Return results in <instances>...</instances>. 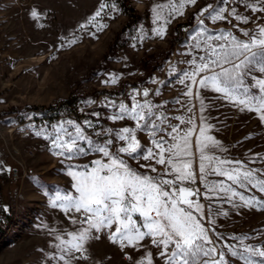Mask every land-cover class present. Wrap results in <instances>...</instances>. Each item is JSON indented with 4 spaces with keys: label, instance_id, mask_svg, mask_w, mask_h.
Instances as JSON below:
<instances>
[{
    "label": "rangeland",
    "instance_id": "1",
    "mask_svg": "<svg viewBox=\"0 0 264 264\" xmlns=\"http://www.w3.org/2000/svg\"><path fill=\"white\" fill-rule=\"evenodd\" d=\"M105 3L114 4L117 10L105 9L100 17L93 19L100 5ZM126 4L139 15L138 21L127 15L120 0H0V130L10 150L17 149L24 158L29 149L35 152L32 159L25 160L33 174L21 183L15 197L11 195L18 185L8 181L12 166L7 164L5 172L0 171L2 183L6 182L2 195L6 204L0 207L3 226L0 264H63L58 258L52 259L60 254L56 245L61 240H71L70 233L86 227L79 223L82 213L64 212L59 205L53 206L52 200L57 191L76 195L74 181L67 175L69 163L84 165L98 156L67 161L54 155L48 137L55 134L59 125L74 131L67 122H75L95 138V132L104 129L134 127L135 121H113L109 117L118 112L121 103L131 108L137 101L148 100L153 105L163 106L160 110L169 117L183 115L187 118L195 114L197 130L192 136V150L198 156L195 143L200 125L198 85L193 86V97L189 98L184 96L187 89L179 79L183 78V71L190 69L188 62L203 55L202 51L193 50L191 37L199 27V20L207 15L201 16V9L208 4L215 5L216 0H197L195 5L185 0L183 9L176 0H127ZM32 9L38 10V18L30 16ZM173 9L176 15L164 25L165 35L156 36L153 30L158 26L157 17L163 23ZM238 11L252 16V22L243 27L254 28L264 23V13L252 15L243 6ZM256 16L261 19L257 20ZM229 20L232 22L213 23L205 19L204 26L213 33L230 30L246 39L233 27L238 22L231 17ZM73 40L76 42L71 43ZM256 75L264 78L262 74ZM144 91L149 92L148 97L143 96ZM200 92L208 110L205 114L210 117L208 123L213 126L208 134L218 140L223 149H215L210 154L243 161L257 172L264 169V121L255 112L241 111L219 99L217 93L204 89ZM67 98L75 103L73 110L64 111L62 116L36 109L55 106ZM176 100L180 103H174ZM184 104L194 105L193 112H187L182 107ZM89 120L94 127L88 126ZM172 123L179 122L172 120ZM36 131H40L41 136H37ZM104 138H107L106 133ZM137 138L142 144L149 143L144 133L137 132ZM254 159L255 163H251ZM130 163L136 167L135 161ZM194 167L198 172V166ZM208 179H223L225 184L229 183L218 176ZM194 187L201 191V197L194 199L204 205V225L230 264L243 262L228 257L224 245L231 244L236 249L246 246L264 249V193L249 186L237 188L246 199L254 198L257 206L245 207L238 199L233 206L227 200H209L199 177ZM209 207L211 217L207 215ZM209 219L213 223L210 224ZM114 231L115 225L110 231L96 234L99 238L86 244L87 251L83 253L86 262L74 259L71 264H96L105 259H111L113 264H134L129 256L139 259L147 251L153 253L154 264H164L150 245L147 249L133 250L112 243L109 237ZM142 243L148 244V241Z\"/></svg>",
    "mask_w": 264,
    "mask_h": 264
},
{
    "label": "snow or ice",
    "instance_id": "2",
    "mask_svg": "<svg viewBox=\"0 0 264 264\" xmlns=\"http://www.w3.org/2000/svg\"><path fill=\"white\" fill-rule=\"evenodd\" d=\"M187 2L195 5L197 0ZM176 3L180 9L185 7V0H176ZM240 6L252 15L264 13V0H216L215 5L208 4L201 9L200 15H207L199 20V27L191 39L193 50L202 51L203 55L191 59L188 62L190 69L183 71V78L179 79L187 89L184 96L189 98L193 97V86L198 85L196 98L199 100L200 125L195 141L198 156L192 150V136L197 130L195 114L187 118L183 115L169 117L160 110L163 106L153 105L148 100L137 101L131 108L121 103L118 112L109 117L113 121H135L134 127L104 129L95 132L93 138V134L86 133L79 124L68 121L74 131H68L61 124L55 134L48 137L53 154L67 161L93 154L98 156L88 164L67 165V175L74 181L76 195L57 191L52 204L59 205L64 212L82 213L83 219L79 223L86 227L70 233L71 240H61L56 245L60 254L52 259L58 258L63 264L79 260L81 257L76 253L86 252L87 242L98 239L96 234L110 231L115 225V231L109 237L112 243L133 250L137 247L147 249L150 245L163 258L164 264H230L204 225V205L194 199L201 197V191L194 185L199 177L209 200H227L233 206L237 199L245 207L257 206L254 198L246 199L237 188L249 186L264 193V169L257 172L243 161L210 154L215 149H223L220 142L208 134L213 126L208 123L210 117L205 114L208 110L200 92L204 89L217 93L219 99L241 111L255 112L264 121V78L256 75H264V23L256 24L254 28L243 27L252 22V16L241 14ZM108 8L117 10L114 4H101L93 19ZM175 15L173 9L163 23L157 17L158 26L153 30L156 36L165 35L164 25ZM30 16L38 18V10L32 9ZM229 17L238 22L233 27L246 39L230 30L213 33L204 26L205 19L213 23H231ZM256 19L261 17L256 16ZM112 83L116 81L112 80ZM143 96L148 97L149 92L144 91ZM182 107L192 113L194 105ZM93 115L99 116V113ZM172 120L179 123H172ZM86 123L94 127L92 121ZM137 132L146 134L149 143L142 144ZM105 133L107 138H104ZM35 134L41 136L42 133L36 131ZM130 161H135L136 167ZM251 163H255V159ZM194 165L198 166V172ZM3 170L0 165V171ZM209 176L223 177L229 183L225 184L223 179L209 180ZM207 215L211 217V207ZM208 222L213 223L211 219ZM145 240L148 244L142 243ZM224 247L228 257L243 264H264V249L260 247L236 249L231 244ZM129 259L134 264H154L151 251L139 259L132 256Z\"/></svg>",
    "mask_w": 264,
    "mask_h": 264
},
{
    "label": "built area",
    "instance_id": "3",
    "mask_svg": "<svg viewBox=\"0 0 264 264\" xmlns=\"http://www.w3.org/2000/svg\"><path fill=\"white\" fill-rule=\"evenodd\" d=\"M0 142H2L0 143V163L6 162L8 158L11 159L15 163L16 167L11 168L10 172L8 173L10 176V180L23 182L31 174H33L32 173L33 169H31L30 165L25 160L32 159L34 157L35 155L34 150L29 149L27 152H25L24 155L25 158L21 155L20 151H18L17 149L11 148L10 150L7 144L5 143V136L1 130H0ZM76 256L81 257L79 259L80 262L82 263L86 262V258L84 254L76 253ZM125 259L126 260L128 259L127 255L125 256Z\"/></svg>",
    "mask_w": 264,
    "mask_h": 264
},
{
    "label": "trees",
    "instance_id": "4",
    "mask_svg": "<svg viewBox=\"0 0 264 264\" xmlns=\"http://www.w3.org/2000/svg\"><path fill=\"white\" fill-rule=\"evenodd\" d=\"M122 5L125 7V9L127 10V15H129V17H132L134 19V21H138L139 20V15L135 14L133 12V10L129 7L128 4H126L127 0H120ZM75 103V101L73 99H65L63 100L60 104L57 105H52V106H47V107H38L36 109H38L39 111H43V112H52L54 114V116H62V114L64 113V111H72L73 110V104Z\"/></svg>",
    "mask_w": 264,
    "mask_h": 264
},
{
    "label": "crops",
    "instance_id": "5",
    "mask_svg": "<svg viewBox=\"0 0 264 264\" xmlns=\"http://www.w3.org/2000/svg\"><path fill=\"white\" fill-rule=\"evenodd\" d=\"M7 164H10L12 167L11 168H13V167H16V165H15V163L11 160V162H9L8 163V161L7 162H1L0 163V165H2V167H3V169H4V167L7 165ZM4 172H5V169L3 170ZM2 171V172H3ZM8 181H12V180H10V176H9V178H8ZM12 182H15V183H17V189H16V191L14 192V194H12L11 196H16V195H18L19 194V190H20V187L22 186V182H20V181H12ZM6 182H4V183H2V181H1V177H0V207L1 206H4L5 204H3V196L2 195H4V188H5V186H6V184H5ZM10 198V194L8 195V198H7V201H9L8 199ZM6 201V202H7ZM119 260V259H118ZM94 261V260H93ZM120 262H121V260H119ZM94 263H95V261H94ZM96 264H113V261L111 260V259H108V260H104V261H102V262H100L99 261V263H97L96 262Z\"/></svg>",
    "mask_w": 264,
    "mask_h": 264
},
{
    "label": "water",
    "instance_id": "6",
    "mask_svg": "<svg viewBox=\"0 0 264 264\" xmlns=\"http://www.w3.org/2000/svg\"><path fill=\"white\" fill-rule=\"evenodd\" d=\"M3 234V227L0 224V236Z\"/></svg>",
    "mask_w": 264,
    "mask_h": 264
}]
</instances>
